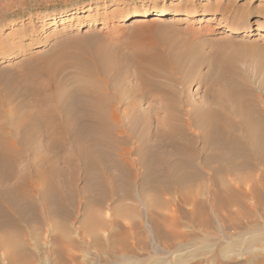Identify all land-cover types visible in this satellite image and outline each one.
Listing matches in <instances>:
<instances>
[{"label":"rangeland","instance_id":"rangeland-1","mask_svg":"<svg viewBox=\"0 0 264 264\" xmlns=\"http://www.w3.org/2000/svg\"><path fill=\"white\" fill-rule=\"evenodd\" d=\"M144 9L179 15L124 21ZM188 12L195 16L186 18ZM51 14L61 18L44 25ZM226 26L237 27L238 33L228 35ZM51 56L68 77L89 70L107 82V97L120 100L119 110L139 109L141 114L133 112L138 121L120 115L123 131L117 129L111 137L117 148L130 150L128 162L138 178L130 180L133 197L123 200L127 209L115 197L99 207L85 206L87 196L80 195L77 204H82L70 210V221L46 214L35 194L42 214L28 213L27 227H19L25 231L20 240L30 264H264V164L254 167L251 179L248 171L221 175L225 186L220 187L213 183L214 165L205 167L198 160L205 193L194 203L195 193L187 186L164 195L153 191L145 185L139 163L149 158L150 148L169 153L159 135L168 131L170 105L178 107L184 129L189 113L203 116L227 84L264 108V0H0V102L5 89L24 94L28 85L44 83L38 71ZM23 103L27 101L16 98L8 107ZM69 154L61 153L60 159L71 158ZM65 174L67 181L70 173ZM152 225L160 238L148 232Z\"/></svg>","mask_w":264,"mask_h":264},{"label":"bare ground","instance_id":"bare-ground-1","mask_svg":"<svg viewBox=\"0 0 264 264\" xmlns=\"http://www.w3.org/2000/svg\"><path fill=\"white\" fill-rule=\"evenodd\" d=\"M78 13L74 12L73 15ZM176 15H179L177 11L144 9L132 14L124 21L130 18L134 22H139L146 20L149 16L162 19ZM185 15L186 18L195 16L193 12ZM58 18L61 16L56 14L45 16L44 25L47 24L45 22L55 21ZM225 31L228 35H234L238 33V28L226 26ZM57 59L51 56L45 64L40 66V69L38 68V74L45 78L44 83L28 85L24 88V94L18 90H16L18 93H8L9 91L5 89L6 93L2 95L3 100L0 102V264L1 262L30 264L31 257L29 258L27 254L25 241L20 240V233L24 234L25 228L23 233L20 232L19 227L23 223L27 227L26 222L31 218L28 213L30 215H36L38 211L41 213L39 201L46 214L64 215L66 219H69L71 218L70 210L80 208L82 204L80 202V206L77 204L80 195L87 196L85 206L89 205V207L102 206L115 197L121 209L125 199L133 197L131 181L135 180L131 179L138 173L133 170V163L128 162L131 152L125 147L117 148L118 142L111 137L115 130L119 131L123 127L120 115L124 116V119L137 120L133 112L137 115V112L140 113L139 109L134 111L131 109H136L135 107L124 106L123 110H119L120 100L116 101L107 97L105 92L109 88L107 82L102 83L103 81H99V78L95 79L93 72L89 70L81 75L68 77ZM153 63L160 67L164 66V63L158 60H154ZM240 91L233 84H227L225 90L220 92L219 101L208 102L205 114L201 113L203 116L195 117L189 113L190 122H187L185 127L192 126L196 132L189 133V128L181 127L183 125L179 123L180 117L176 114L179 112L178 107L170 105L167 111L169 113L167 122H165L168 131L165 130L167 133L164 135L163 131L162 134L158 132L169 153L154 152L149 147L151 150L149 158L137 161L140 163L141 170L145 172V185H150L153 191L162 195L174 192L181 186L190 187L195 193L193 196L195 203L196 197L205 193L202 187L204 185L200 186L203 173L201 172V175V170L199 171L198 164L196 165L198 160L205 167L214 165L210 170L213 183L220 187L225 186V182L218 177L221 178V175L226 173L228 175L248 171L251 179L253 176L251 171L254 167L264 164V108L248 98H241L243 95L241 96ZM16 98H21L27 103L9 108V103ZM133 124V122L128 124L131 131L134 130ZM34 127L37 128L34 129ZM122 131L120 132L123 133ZM67 152H70L71 158L68 156L69 159H60L61 153ZM62 163L63 169L59 167ZM133 171L136 174L134 176ZM66 172L70 173L67 181L63 180ZM79 174L83 183L80 190L76 186L77 182H80ZM190 193L193 192L190 190ZM35 194L39 201L36 200ZM202 203L198 202L196 205L202 206ZM24 210L27 211V215ZM40 213L39 215L42 214ZM98 224L103 227L101 222ZM152 226L148 232L160 238L161 235L157 232L156 226ZM174 234L175 232L171 234L172 239ZM12 237H19V239L14 241ZM112 240L115 242L116 239ZM58 242L59 240L56 239L53 241L54 244ZM170 243L167 240L166 244Z\"/></svg>","mask_w":264,"mask_h":264}]
</instances>
